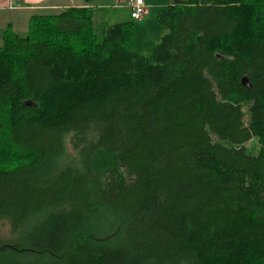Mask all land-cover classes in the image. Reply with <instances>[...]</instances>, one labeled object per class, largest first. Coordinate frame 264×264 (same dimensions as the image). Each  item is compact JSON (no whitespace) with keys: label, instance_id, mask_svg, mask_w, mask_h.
<instances>
[{"label":"trees","instance_id":"16d2710c","mask_svg":"<svg viewBox=\"0 0 264 264\" xmlns=\"http://www.w3.org/2000/svg\"><path fill=\"white\" fill-rule=\"evenodd\" d=\"M93 1L4 32L0 264H264V0H173L149 56Z\"/></svg>","mask_w":264,"mask_h":264},{"label":"rangeland","instance_id":"374dc122","mask_svg":"<svg viewBox=\"0 0 264 264\" xmlns=\"http://www.w3.org/2000/svg\"><path fill=\"white\" fill-rule=\"evenodd\" d=\"M131 0H95L92 3V8L95 11V25L98 30L99 39L101 40L103 37L102 31L109 25L131 21L130 18L131 9L128 6V3ZM147 2H155V6L158 8H151L153 14L151 17L146 19L142 24L141 21L134 20V29H135V47L134 51L140 55L149 56L152 52L153 46L161 42L162 39L159 38V30L165 29V33L168 32V29L164 26L160 25L157 16L160 14L162 9L171 4L173 0H146ZM152 6V7H155ZM148 9V7H146ZM156 10L157 13H156ZM57 11H51V13H56ZM60 12V11H59ZM146 15V14H145ZM144 24H146L144 26ZM141 26V27H140ZM28 33V32H27ZM26 33V34H27ZM25 34V35H26ZM22 35V36H25ZM150 44V45H149ZM147 46L148 47L147 49ZM248 113L246 117H248ZM247 148L252 154H257L260 148V145L257 139L251 140L247 143ZM18 237L16 235H12L10 226L7 222L0 221V243L4 242H17Z\"/></svg>","mask_w":264,"mask_h":264},{"label":"crops","instance_id":"0c3cea01","mask_svg":"<svg viewBox=\"0 0 264 264\" xmlns=\"http://www.w3.org/2000/svg\"><path fill=\"white\" fill-rule=\"evenodd\" d=\"M154 3L153 1L147 2L145 0L146 7H148L146 15H144L141 20L137 21H141L143 24L146 19L148 20V18L151 17L153 14L151 8H158ZM11 5L13 8H10ZM83 6H86L84 0H0V46L3 44L4 32L9 25H11L18 34L25 35L28 32L29 22L33 15L59 14L62 9ZM51 11L57 12L51 13ZM157 11L158 10H156V13ZM130 18L133 20L131 14ZM145 25L146 24H144V26ZM158 30L159 38L157 39L160 40L166 33L165 29L161 28ZM156 45L157 44L154 46ZM148 47L150 46H147V49Z\"/></svg>","mask_w":264,"mask_h":264},{"label":"built area","instance_id":"2783aa9c","mask_svg":"<svg viewBox=\"0 0 264 264\" xmlns=\"http://www.w3.org/2000/svg\"><path fill=\"white\" fill-rule=\"evenodd\" d=\"M128 6L131 8V15L133 19L140 20L146 14V4L144 0H131L128 3ZM10 8H13L11 5Z\"/></svg>","mask_w":264,"mask_h":264},{"label":"water","instance_id":"95a60500","mask_svg":"<svg viewBox=\"0 0 264 264\" xmlns=\"http://www.w3.org/2000/svg\"><path fill=\"white\" fill-rule=\"evenodd\" d=\"M242 82L244 86L251 88V84L249 83V80L246 77L242 80Z\"/></svg>","mask_w":264,"mask_h":264}]
</instances>
